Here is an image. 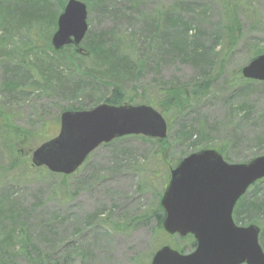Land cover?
<instances>
[{"label":"rangeland","instance_id":"obj_1","mask_svg":"<svg viewBox=\"0 0 264 264\" xmlns=\"http://www.w3.org/2000/svg\"><path fill=\"white\" fill-rule=\"evenodd\" d=\"M81 1L89 24L81 45L96 50L88 57L51 45L67 0H0V244L11 236L19 250L27 239L32 262L23 252L15 264H151L163 245L187 248L164 236L155 215L179 159L195 148L216 149L229 163L264 155V82L242 75L264 52V0ZM175 39L183 51L172 50ZM195 50L204 57L195 60ZM11 75L19 85L8 92ZM114 85L126 105L162 114L166 141L115 139L69 175L35 166L60 114L95 107ZM262 204L264 180L234 219L260 228L264 251V212L254 211Z\"/></svg>","mask_w":264,"mask_h":264},{"label":"water","instance_id":"obj_2","mask_svg":"<svg viewBox=\"0 0 264 264\" xmlns=\"http://www.w3.org/2000/svg\"><path fill=\"white\" fill-rule=\"evenodd\" d=\"M87 19L84 2L67 0L51 37L54 50L73 44L78 54L90 55L81 46L89 29ZM242 75L264 81V52L242 69ZM167 132L166 120L149 105L101 103L88 110L63 111L57 136L38 147L32 161L52 173L69 175L101 144L128 135L164 139ZM261 179L264 155L228 163L216 149H203L184 157L171 170L161 198L162 226L169 235H192L196 247L181 253L165 245L155 252L151 264H264L260 228L238 226L232 216L237 201Z\"/></svg>","mask_w":264,"mask_h":264},{"label":"trees","instance_id":"obj_3","mask_svg":"<svg viewBox=\"0 0 264 264\" xmlns=\"http://www.w3.org/2000/svg\"><path fill=\"white\" fill-rule=\"evenodd\" d=\"M64 4V3H63ZM52 24H54L55 26L57 25V22L54 20V23H52ZM52 28H53V26H52ZM89 32V31H88ZM88 32H87V34H88ZM86 34V35H87ZM100 36H104V34L103 33H101V34H99V35H97L95 38H97V39H95L94 37H93V39H95V40H98V41H100L102 38L100 37ZM184 36H186V35H184ZM86 37V36H85ZM169 37V36H168ZM95 42H97V41H95ZM171 44H173L172 45V50H174V52L176 51V50H180L181 49V51H183L184 50V47L186 46L185 45V42L184 41H182V40H180V39H175V40H171ZM73 48V50H71L70 52H72V54H75L76 53V50H75V48L72 46V45H70V46H67V47H65L64 48V50L65 49H72ZM84 49H86L85 47H83ZM88 50V49H87ZM193 50H194V47H193ZM89 52H90V55H93L95 52H96V50L95 49H93V48H91V50H88ZM56 53H60V52H57V51H55ZM195 52V54L194 55H192V57L195 59V60H197V57L199 58V57H204V54L202 55L201 53H198V51H194ZM263 52V51H262ZM261 51H258L256 54L258 55V54H260V53H262ZM189 54H191V53H189ZM76 55V54H75ZM90 55H88V56H90ZM202 55V56H201ZM76 56H82V57H85V56H83V55H80V54H78L77 53V55ZM88 56H86V57H88ZM49 69V68H48ZM50 70V75L52 76L53 75V69L52 68H50L49 69ZM16 78L17 77H14L13 75H11V77L8 79V80H6V82H7V85H6V89L8 90V92H10V91H12L14 88H15V86H17L15 89H17L18 88V83L16 82ZM52 78H54L55 79V76L54 77H52ZM60 81L61 80H59L58 81V84H60ZM115 87H114V89H113V91L111 92V94H110V96L109 97H107L102 103H107V104H111V105H122V104H125V101H126V95H125V93L121 90L122 88L121 87H119L118 85L116 86V85H114ZM162 90H165L167 93H169V94H171V95H173L174 96V91H172V89H170L169 87H166L165 89L164 88H162L160 91H162ZM175 94H178V91L175 93ZM128 101H130V103H134L133 102V100L132 99H127ZM174 100H176V98L174 97ZM151 103V102H150ZM101 104V103H100ZM137 105H139V104H137ZM71 110H87V109H91V107H87V106H72L71 108H70ZM157 141H159V142H165L166 141V139H164V140H157ZM197 150H199V149H196L195 148V150H193V151H191L190 153H192V152H194V151H197ZM189 154V153H188ZM183 158V157H182ZM181 158V159H182ZM181 159H179L178 161H177V163L181 160ZM177 163H176V165H177ZM171 171V170H170ZM260 182V181H259ZM245 196V195H244ZM244 196L241 198V199H243L244 198ZM241 202V200L238 202V205H239V203ZM238 205L236 206V210H237V207H238ZM259 209H261L263 212H264V204H262V205H260V206H258V205H256L255 207H254V211L256 212V211H258ZM236 210H235V212H236ZM156 217H157V220H158V228L162 231V233L164 234V236H166V237H169V238H173V237H176V236H170V235H168V234H166L165 233V231L163 230V227H162V222H163V220H164V217H165V213H164V210L162 209V207L160 206V209L159 210H157V212H156ZM235 222L237 223L238 221H237V218L235 217ZM21 228V227H20ZM21 230V229H20ZM25 232V228L23 227V231L22 232H20V234H19V238L21 239L22 238V236H26V238H27V234H25L24 233ZM179 239L180 240H182L183 242H185V245L187 246V248L185 249V248H182L180 251L182 252V253H185L186 251H187V249L189 248V250L190 251H192L194 248H195V246H196V241H195V239L193 238V236H191V235H188L187 237H184V238H182V237H179ZM11 240V236H8V237H6V239H3V241L1 242V244H0V263L1 264H15V259H16V255H18V254H20V253H25V255H27V258H28V260H29V263H31L32 262V257L30 256V255H28V253H27V250H26V245H28V242H27V239H26V242H24V244H23V241H22V243H21V249H19V250H16V247L12 244V242L10 241ZM25 243H26V245H25ZM171 246L172 247H175L174 246V243H172L171 244ZM45 263V261H44V259L41 261V259L39 260V262H37V263H35V264H44Z\"/></svg>","mask_w":264,"mask_h":264}]
</instances>
